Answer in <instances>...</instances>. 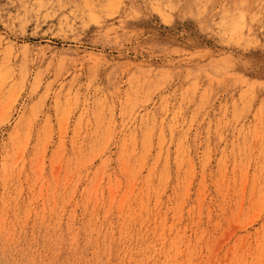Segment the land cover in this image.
<instances>
[{"label": "rangeland", "instance_id": "obj_1", "mask_svg": "<svg viewBox=\"0 0 264 264\" xmlns=\"http://www.w3.org/2000/svg\"><path fill=\"white\" fill-rule=\"evenodd\" d=\"M136 235L264 264V0H0V264Z\"/></svg>", "mask_w": 264, "mask_h": 264}, {"label": "bare ground", "instance_id": "obj_2", "mask_svg": "<svg viewBox=\"0 0 264 264\" xmlns=\"http://www.w3.org/2000/svg\"><path fill=\"white\" fill-rule=\"evenodd\" d=\"M112 259L114 260V262H119L120 264H142V263L158 264L159 263L157 260L154 259L153 247L150 246V244H148L142 238L141 235H136L135 241L127 248L120 249L118 253H115L112 256ZM25 264H33V263L27 262Z\"/></svg>", "mask_w": 264, "mask_h": 264}]
</instances>
